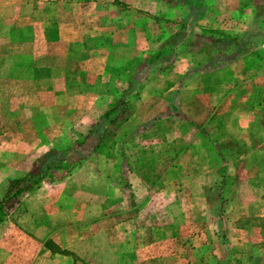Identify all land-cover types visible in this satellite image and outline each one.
Wrapping results in <instances>:
<instances>
[{"label":"crops","instance_id":"1","mask_svg":"<svg viewBox=\"0 0 264 264\" xmlns=\"http://www.w3.org/2000/svg\"><path fill=\"white\" fill-rule=\"evenodd\" d=\"M27 1L37 4L32 6L33 10L36 9L33 14L29 12L32 8H27ZM62 1L69 4L72 1V8L62 9ZM109 1L0 0L2 5L3 2H14L20 3L21 8L26 6L25 13L9 12V15L3 12L5 7H0V17L14 15L26 21L15 28L20 29L18 38L6 37L0 44L4 53L0 56V101L3 99L8 105L0 125L3 130L0 145H4L5 152L18 153L20 160L34 162L51 150H62L81 142L103 116L113 109L116 111L115 120L96 152L69 170L63 164L66 175L60 179H44L34 190L22 193L18 204L34 206L29 205L28 214L15 222L7 215L3 217L4 220L0 221V264H46V259L48 264H76L75 257L92 256L90 251L97 249L94 244L98 239L102 241L100 249H106L104 242L108 240L109 229H103V226L110 220V210L124 209V204H137L139 192L150 194L138 171L125 164L126 155L102 153L106 141L109 143L114 133L125 132L129 127L131 130L135 125L136 115L130 116V113L139 106L140 98L156 106L150 120L141 123L144 126L153 123L166 135L168 128L161 123L164 119L173 118L175 123L178 119L191 124L188 117L170 112L174 98L172 83L187 72L197 71L200 75L223 69L225 76L232 81L231 89H234L238 79L251 80L247 67L249 52L241 47L245 43V34L259 33L256 36L258 41L248 46L264 47V0H200L203 8L199 9L194 8L199 0H184L181 19L193 20L192 24L177 27L132 24L130 41L128 38L125 41L124 24L109 26L112 17ZM131 1L116 0L118 4ZM46 4L52 10L44 16L48 6L41 8L38 5ZM10 7L14 11V6ZM30 15L42 18L28 24ZM65 15L69 17L68 21L60 19ZM6 25L3 20L4 27L0 32L14 33L6 29ZM59 47H64V54L55 52ZM124 47L128 48L126 52ZM207 47L217 51L216 55L212 52L211 56L206 54ZM70 49L72 59L68 61L72 63V70H67L63 64L51 70L43 68L41 63L50 59L61 64ZM224 50L228 52L222 54ZM263 51L264 48L260 53ZM141 63L143 67L138 73L119 75L118 65ZM147 63L153 65L144 72ZM204 64L210 66L201 67ZM110 66H117V74L112 77H109ZM159 72L162 78H151ZM136 80L139 88L134 87ZM199 83L200 86L197 84L193 88L196 95L201 86L204 87L200 78ZM205 89L210 100L215 101L210 107L216 113L231 90L225 91V86L223 89L214 86L211 91L208 87ZM180 100L178 98V102ZM192 124L200 127L202 123ZM144 126H139V133L146 129ZM203 126L210 130L217 128L218 124L212 122L208 125L207 122ZM60 130H72L74 138L69 143L63 142ZM183 159H189V155L184 154ZM4 160L16 159L14 156V159L5 157ZM178 171L179 168L174 167L166 177L178 175ZM22 175H26V171L19 174ZM173 186V181L164 182L167 189H173ZM114 191L122 196L114 200ZM123 193L128 195L127 199ZM4 196L5 190L0 200Z\"/></svg>","mask_w":264,"mask_h":264},{"label":"rangeland","instance_id":"2","mask_svg":"<svg viewBox=\"0 0 264 264\" xmlns=\"http://www.w3.org/2000/svg\"><path fill=\"white\" fill-rule=\"evenodd\" d=\"M169 1L133 0L129 3L122 2V6V3L110 0L109 11L112 17L109 26L124 24L125 41L127 38L130 41L132 24L142 27L192 24L187 19H181L184 7L181 4L184 0H171L172 3ZM3 3L4 5L0 3V7H5L3 12L6 15L9 12H26V6L21 8L20 3ZM11 5L14 6V11L11 10ZM36 5V2L27 1L28 10ZM61 5L62 9H70L72 1L70 4L62 1ZM44 6L48 5H38L41 8ZM33 8L29 11L31 14L36 11ZM51 10V6L46 7L44 16ZM41 18L30 15L27 22L31 24ZM60 19L68 21L69 17L65 15ZM3 20L7 22L6 29L14 33L0 32V44L6 37L18 38L20 29L15 28L26 22L20 16H1L0 31L4 27ZM100 22L101 19L98 23ZM245 35V43L241 47L249 52V82L238 79L237 86L231 89L232 81L225 76L223 69L199 75L197 71L192 72V67V74L187 72L172 83L174 98L170 112L188 117L192 123L200 122V127L192 123L188 125L178 119L175 123L173 118L169 121L163 118L165 121L161 122L162 126L168 128L165 135L153 123L144 126L141 123L150 120L156 106L147 99L143 101L140 98L139 106L130 113V116L136 115L135 125L131 130L129 127L125 132L120 130L119 134L114 133L109 143L106 141L102 153L110 156L120 153L126 155L125 164L138 171L142 181L149 187L150 194L139 192L137 198L140 201L137 204H124V209L110 210V220L103 226V229H109L108 240L104 242L107 248L100 249L102 241L98 239L94 244L97 249L90 251L92 256L75 257L76 264H264V51L260 53L264 47L248 46L255 40L258 41L256 36L259 33ZM127 49L126 47L124 52ZM207 50L206 54L217 53L208 47ZM55 52L62 55L65 49L55 48ZM225 52L228 50L222 51V54ZM230 53L232 52L229 55ZM1 55H4L2 50ZM69 58L72 59V49L61 64L54 59L41 64L46 70L61 67L62 64L67 70H72ZM209 66L210 64H204L201 67ZM142 67V63L118 65V68L110 66L109 77L117 74L116 68L119 69V75L130 76L138 73ZM160 73L151 78H162ZM199 78L204 87L201 86L200 93L196 95L193 88L197 84L200 86ZM120 84L119 80L118 85ZM138 84L136 80L134 87L139 88ZM214 86H222V89L225 86L224 90L227 92L231 90L216 113L210 107L215 101L210 100L205 89L208 87L211 91ZM178 98L181 99L179 102ZM216 100L218 101L217 98ZM7 109L8 105L2 99L0 125ZM207 122L208 125L215 122L218 127L210 130L208 127L204 128L203 123ZM139 126L146 129L139 133ZM113 131L114 129L111 133ZM1 132L3 133L2 129L0 141L3 139ZM60 132L63 142L69 143L74 138L72 130ZM77 136L82 137V134ZM170 140L175 141L166 144ZM184 154H188L189 159L182 160ZM14 156V161L4 160L5 157L14 159ZM20 157L18 153L5 152L4 145H0V196L4 194L7 180L20 177L19 174L25 171L26 174L29 173L33 161L20 160ZM68 166L65 168L68 169ZM174 167L179 168L178 175L166 177ZM172 181L175 184L173 189L164 187V182ZM120 196L122 194L114 191V200ZM123 196L125 199L128 197L125 193ZM29 205L32 204H18L12 213H5L4 216L7 215L15 222L28 214Z\"/></svg>","mask_w":264,"mask_h":264},{"label":"trees","instance_id":"3","mask_svg":"<svg viewBox=\"0 0 264 264\" xmlns=\"http://www.w3.org/2000/svg\"><path fill=\"white\" fill-rule=\"evenodd\" d=\"M198 3V5L195 3L194 8H203L200 0ZM189 21L193 23V20ZM152 65L147 63L144 66V72H148ZM115 112V109H113L103 116L97 126L81 142L74 143L62 150L49 151L32 163L28 174L9 179L6 183L5 196L0 200V221L6 212L18 205L22 193L34 190L44 179H60L63 175H66V172L63 171V164L69 165V170L74 164L80 163L96 152L103 144L110 124L115 120Z\"/></svg>","mask_w":264,"mask_h":264}]
</instances>
